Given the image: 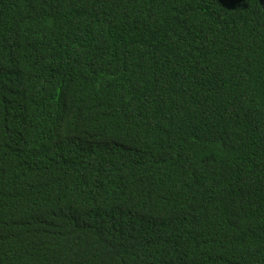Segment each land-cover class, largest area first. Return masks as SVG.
<instances>
[{"label": "trees", "instance_id": "16d2710c", "mask_svg": "<svg viewBox=\"0 0 264 264\" xmlns=\"http://www.w3.org/2000/svg\"><path fill=\"white\" fill-rule=\"evenodd\" d=\"M0 264H264V0H0Z\"/></svg>", "mask_w": 264, "mask_h": 264}]
</instances>
